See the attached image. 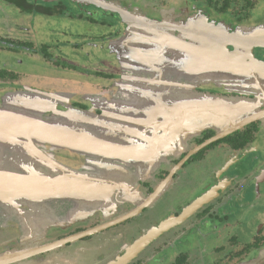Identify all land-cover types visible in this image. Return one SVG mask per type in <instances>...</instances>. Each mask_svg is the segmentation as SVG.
Masks as SVG:
<instances>
[{"label":"flooded vegetation","instance_id":"1","mask_svg":"<svg viewBox=\"0 0 264 264\" xmlns=\"http://www.w3.org/2000/svg\"><path fill=\"white\" fill-rule=\"evenodd\" d=\"M18 1L0 0V107L12 137L4 140L10 153L0 172L52 188L0 193V257L31 254L12 264H152L174 247L168 264H200L186 254L191 244L228 238L229 247L213 248L223 259L208 264H264V223L245 243L229 230L243 221L248 231L245 210L264 192V116L242 124L264 114V79L218 69L197 54L243 52L246 69H253L249 55L264 62V48L239 51L230 42L264 36L263 0H105L130 12L131 22L91 3ZM143 83L145 94L136 88ZM41 123L138 158L30 138L31 124ZM182 238L190 244L180 245Z\"/></svg>","mask_w":264,"mask_h":264},{"label":"water","instance_id":"2","mask_svg":"<svg viewBox=\"0 0 264 264\" xmlns=\"http://www.w3.org/2000/svg\"><path fill=\"white\" fill-rule=\"evenodd\" d=\"M44 2H55V1H59V0H41ZM79 4H93L96 7H100L101 9L107 10V11H111V12H116L118 14H120L125 21L131 22L130 20L135 19V17L133 15L130 14V12L118 8L116 7V4L113 2H109V1H105V0H70ZM146 27V25H145ZM191 42V43H190ZM186 41V40H176V43L178 45H183V47L185 49H197L199 48V45L194 44V41ZM230 42H238V50L242 51L243 50H251L252 47H262L264 48V36L262 37H258V38H248V39H232ZM226 41L222 46L223 49L226 48ZM219 46V45H218ZM201 57L205 58L207 61H209L213 66H215L218 69H229V70H233L236 72L239 71H252V73L259 74L261 76V78L264 79V62L262 61H258L256 58H254L253 56H250V62L248 63V65L250 67H253V69L251 68H243L240 64H243V59L246 57L245 54L242 52H237V54H226L225 52H211L209 50V52H207L206 54L204 53H198ZM252 59V60H251ZM144 82L148 81V79L143 80ZM149 82V81H148ZM151 82L156 83V80H153ZM150 83V82H149ZM157 83L159 85H171V83L167 82V81H161L158 80ZM259 83V82H258ZM264 116V114L260 113V112H255L252 113L250 115H248V117L246 119H244L242 121V124H247L250 123L252 121L258 120L260 118H262ZM154 124L153 123H149L148 127H153ZM232 127V130H234L236 127L234 125L230 126ZM31 132L33 133L31 136H29L30 138H34L42 143H47L50 145H55V146H60L62 148L65 149H72V150H81V151H86V152H95L98 155H112V154H123V155H128L131 157H135L138 158L137 155H134L132 153H128L126 154V152H128L125 149L122 148H118L115 146H112L111 144L104 142V141H100L92 136H78L75 134H69L63 130L60 129H56L54 127H51L49 125L46 124H42L39 125H35V124H31ZM231 130V131H232ZM230 131V132H231ZM227 133H229V131H227L226 133H224V135H227ZM221 135V136H224ZM31 140V139H30ZM139 159H144L142 157H139ZM264 181V173L262 178H260L259 182H263ZM37 180L36 178H34L33 176H25L22 174H17V173H12V172H0V193H5V192H18V191H23V190H28V189H33L36 191L37 188H41V189H46V190H51L52 185L51 183L48 184H42L44 182H40V183H36ZM6 186V187H3ZM43 191V190H42ZM162 191V188L157 191V193L155 195H153L151 197V199L147 200V202L145 203L146 205H148L151 201H155L157 197L160 196V193ZM213 193L205 196L202 200L198 201L196 203V206H199L201 204H203L204 202H207L209 199H211ZM193 209H195V207H192L187 213L186 215L175 219L173 221H170L168 223H164L162 225L159 226V228H157L156 230H154L148 237L147 239H145L144 241H142L140 244H137L133 251L131 252V255H135L138 254L139 251H141L144 246L146 245L145 242H147L146 240H151L153 237H156L158 234H161L163 232H165L169 227H171L172 225L182 221V219L184 217L187 216V214L189 212H191ZM130 255V257H132ZM31 256V254L27 255L26 253H19V254H10V255H6V256H2L0 257V264H12L15 263L17 261H22L25 259H28Z\"/></svg>","mask_w":264,"mask_h":264},{"label":"rangeland","instance_id":"3","mask_svg":"<svg viewBox=\"0 0 264 264\" xmlns=\"http://www.w3.org/2000/svg\"><path fill=\"white\" fill-rule=\"evenodd\" d=\"M263 3H264V0H263ZM9 8L13 9L11 6H8L7 9H9ZM7 14L10 15L12 13L7 12ZM45 27H48V25L45 24ZM10 30H12V29H10ZM10 30H8V31H10ZM40 31L41 32L43 31L42 28L40 29ZM37 34H38L39 38L42 36V34L39 33V29H38V33ZM167 55L168 56H164L163 58H166V59L174 58V57L171 56V54H167ZM4 58H5V56H0V64H1V61H3ZM185 77L188 78V76H185ZM33 78L35 79V77L31 76L30 77V79H31L30 81H33L34 80ZM72 81H74V80H72ZM36 82H37V84H42L44 81L41 78H40V81L38 80V78H36ZM70 84L73 87H75V88L77 86L83 87L84 88L83 92H85V93L87 91L91 90L90 88H85L87 85L82 84V83L78 84V83H75V82H70ZM141 85H143V86H141ZM141 85H136L137 91L140 92L141 94L147 93L148 90L145 87L146 84L143 83ZM149 88L155 90V87H149ZM74 92L75 93H79V91H74ZM154 93H157V92L154 91ZM162 94H164V93H161L160 96H162ZM4 101H5V103H3V104H5V105H6V103L9 102L8 99H6ZM6 111L7 110L5 108L0 107V159H1L2 156L10 153L8 151L4 152L5 151V149H3L4 148V140L10 141L9 139L12 138L10 134H8V135L5 134L7 132L5 131V129H4L5 127L3 126V124L7 123V119H8L7 118V113L8 112H6ZM9 130H10V128H9ZM8 141H6V142H8ZM16 161H17V158H15L14 162H16ZM0 162H2V160H0ZM29 191L34 192L33 189H29ZM262 195L263 196L260 197V199L254 200L252 202L250 201V206L256 201L255 204H254L255 207H252V209H250V206H249L248 210L247 211L245 210V214H244L245 216L243 217V219L245 218L248 221V224H249L248 231L247 232H243L242 231L244 229V227H245V222H243V221H241L240 223L238 222L237 225H234V226L230 227V229H229L231 234L234 236V238L236 240H238L239 242L245 243L246 241H249V240L253 239L254 234H257L259 232L261 224L264 223V192L262 193ZM219 232H221V231H219ZM227 239L228 238H226L225 240L221 239V238H217V239H214V240H208V241H203L202 240V241H200L201 244L199 242L196 245L195 244H191L192 247H190L189 249L187 248L186 254L194 255L193 257L197 258V260L200 262V264H208L209 262L218 261L219 259L221 260V259H223V257H221V255L215 253L213 248L216 247L217 245H219V246L222 245V247H225V248L229 247L230 244L226 241ZM243 239H245V241ZM180 243H181L180 245H184V246L190 244V243L184 241V238L181 239ZM235 247H236V245L233 246V250H234ZM177 248L179 250L182 247H180V248L177 247ZM184 249L182 248V250H184ZM176 250L177 249H175L174 247L166 248L165 251L163 253H161L160 256L157 257L156 260H154L152 262V264H158V263L160 264V263L166 262V261H167L166 263L168 264V261L170 262L171 257H173L175 255ZM159 259H161V261Z\"/></svg>","mask_w":264,"mask_h":264},{"label":"trees","instance_id":"4","mask_svg":"<svg viewBox=\"0 0 264 264\" xmlns=\"http://www.w3.org/2000/svg\"><path fill=\"white\" fill-rule=\"evenodd\" d=\"M11 2H19L18 0H10Z\"/></svg>","mask_w":264,"mask_h":264}]
</instances>
